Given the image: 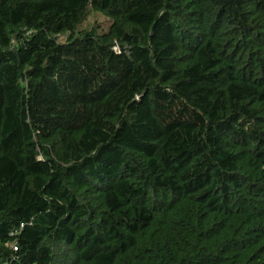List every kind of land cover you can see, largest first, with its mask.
Here are the masks:
<instances>
[{"label":"trees","instance_id":"16d2710c","mask_svg":"<svg viewBox=\"0 0 264 264\" xmlns=\"http://www.w3.org/2000/svg\"><path fill=\"white\" fill-rule=\"evenodd\" d=\"M0 264H264V0H0Z\"/></svg>","mask_w":264,"mask_h":264},{"label":"rangeland","instance_id":"374dc122","mask_svg":"<svg viewBox=\"0 0 264 264\" xmlns=\"http://www.w3.org/2000/svg\"><path fill=\"white\" fill-rule=\"evenodd\" d=\"M96 18H97V17H94V18L89 19V20L87 21V23L85 24V26H86L87 24H92V23H94V21H95ZM61 38H62V39H65L66 37H65V36H62Z\"/></svg>","mask_w":264,"mask_h":264}]
</instances>
